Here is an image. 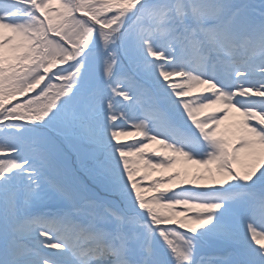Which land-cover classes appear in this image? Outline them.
<instances>
[{
	"label": "snow or ice",
	"instance_id": "snow-or-ice-1",
	"mask_svg": "<svg viewBox=\"0 0 264 264\" xmlns=\"http://www.w3.org/2000/svg\"><path fill=\"white\" fill-rule=\"evenodd\" d=\"M0 264H264V0H0Z\"/></svg>",
	"mask_w": 264,
	"mask_h": 264
},
{
	"label": "rangeland",
	"instance_id": "rangeland-1",
	"mask_svg": "<svg viewBox=\"0 0 264 264\" xmlns=\"http://www.w3.org/2000/svg\"><path fill=\"white\" fill-rule=\"evenodd\" d=\"M121 139H128V138H124L122 137ZM188 167L192 168L193 170L197 169L199 166L197 165H189ZM203 182V181H202Z\"/></svg>",
	"mask_w": 264,
	"mask_h": 264
}]
</instances>
